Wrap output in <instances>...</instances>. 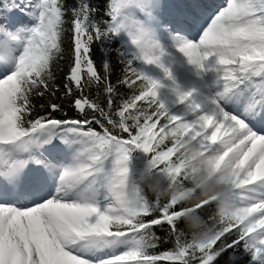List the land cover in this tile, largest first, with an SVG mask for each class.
Instances as JSON below:
<instances>
[{"label": "snow or ice", "instance_id": "1", "mask_svg": "<svg viewBox=\"0 0 264 264\" xmlns=\"http://www.w3.org/2000/svg\"><path fill=\"white\" fill-rule=\"evenodd\" d=\"M146 2L150 11L160 7L159 0ZM123 7L115 0L110 3L106 12L110 19L102 26L90 19L96 9L85 0H79L71 11L65 0H39L38 4L4 0L0 5V34L20 22L19 13L35 10L38 20L14 70L0 79V264H91L75 254L74 246H111L129 237L127 251L100 264H216L227 249L238 246L254 264H264V199L240 195L254 185H264V135L219 108V101L246 81L264 82V0H228L197 41L182 39L175 28V35L168 33L179 41L178 51L187 62L198 73L214 71L221 86L214 101L218 115H196L201 106L191 103L193 93L179 94V103H190L192 120L172 115L158 100L160 83L134 67V60H140L162 68L171 78L161 62L166 53L153 30L154 25L164 30L168 26H161L154 15L147 26L125 24L119 19ZM69 30L72 65L61 89L55 84L54 69L64 59L63 43ZM122 31L138 56L127 58L116 50L124 64L118 83L132 93L117 104L119 88L111 82L110 66L105 61L103 72L98 71L92 54L94 44L110 42ZM7 72L4 68L0 74ZM93 86H103V104L85 94ZM57 93L61 99L70 97L68 103L79 115L56 118L53 114L62 113L63 105L55 102H49L47 112L44 104L37 111L35 97H56ZM239 100L247 105L251 119L264 120V97ZM45 133L49 141L65 139L70 133L89 145L87 160L64 168L57 178L56 195L47 199V174L55 168L51 161L17 163L10 155L37 145ZM137 151L149 157L151 171L168 180L152 204L130 186L129 164ZM109 161L111 168L106 171ZM29 162L40 167L26 173ZM89 180H102L106 186V206L66 199L67 192ZM32 192L31 206L10 203L12 197ZM213 202L216 214L205 221L198 210ZM156 211L159 216H153ZM181 221L194 229L191 239L178 229ZM165 225L174 247L150 252L161 240L153 229ZM239 259L233 254L227 264H239Z\"/></svg>", "mask_w": 264, "mask_h": 264}, {"label": "bare ground", "instance_id": "2", "mask_svg": "<svg viewBox=\"0 0 264 264\" xmlns=\"http://www.w3.org/2000/svg\"><path fill=\"white\" fill-rule=\"evenodd\" d=\"M32 2L33 4L39 3L38 0H32ZM159 2L160 7L154 11L149 10L146 0H130L125 8V10L132 13L138 12L140 16H137V18L145 26H147L148 18L153 15L157 17L161 26H168L167 30H164L163 27L154 25L153 30L156 32L157 38L166 53L161 62L164 65V68L168 69L171 78L165 74L162 68L155 65L149 66L150 71L157 76L159 81L170 89L172 96L178 101V106L180 108L179 114H183L185 107H190V103L188 102L179 103V94L192 92L191 103L199 104L201 106L200 112L196 113V115H218L219 109L214 103L218 98V93L221 91L217 74L214 71L198 73L197 70L187 62V59L182 53L178 51L177 45L179 44V41H173L168 34L169 32H172V34L175 35L176 32L173 30L175 28L179 31V35L182 39L193 42L199 40L203 31L210 24L208 19L211 16L210 13L216 6V1L159 0ZM35 15V10L29 14L19 13L20 22L8 29L6 34H0V71L4 68L10 69L15 64L17 54L23 46V40L18 28L25 22L30 23L33 20L35 21ZM17 25L19 26L16 27ZM250 96L260 99L261 97H264V91L252 94L247 92L243 83L235 89L232 94L219 101V108L223 109L226 113L245 120L252 131L264 135V120L251 119L246 111L247 105L239 100L241 97L248 98ZM194 118L195 117H192L191 120ZM87 157L88 156L83 153L79 145H74L58 150L52 147L49 149L46 148V150L41 153L31 151L26 154L18 153L13 159H17L15 160L17 163L34 160L43 161L45 158L48 161H51L55 168L53 173L47 174L44 187V198L47 199L56 195L58 186L57 178L60 172L66 167H72L76 164L84 163L87 160ZM38 167H40V165H37L34 162H29L25 172H34ZM34 195L35 192H32L31 194L26 193L20 197H12L10 203L17 207L31 206ZM243 195L253 200L264 199V185H254L251 191H245L243 192ZM108 196L109 193L102 180H98L96 183L89 180L67 192L66 199L69 202H79L81 200H87L89 202L94 201L98 206L104 207L108 204V200L106 199ZM128 248V241L111 246L104 244L79 243L74 246L73 251L78 256H81L90 262L97 261L96 264H100V261L107 259V255H117L121 252H125Z\"/></svg>", "mask_w": 264, "mask_h": 264}, {"label": "trees", "instance_id": "3", "mask_svg": "<svg viewBox=\"0 0 264 264\" xmlns=\"http://www.w3.org/2000/svg\"><path fill=\"white\" fill-rule=\"evenodd\" d=\"M118 0H115L117 2ZM4 0H0V5H2ZM114 2V0H85V3L89 6V8H95L96 11L91 14L90 19L96 25H102L103 21H108L110 17L106 15L108 11L110 3ZM79 3V0H65V7L71 11L73 7H76ZM70 15V13H69ZM70 22V21H69ZM103 26V25H102ZM68 26L66 25V28ZM71 32L70 30L65 33V39L63 43L64 51V59L59 61L58 67L54 69L55 73V84L59 85L62 89L64 76L67 73L68 69L72 65V53H71ZM101 48L110 49V51H101ZM119 49L124 53V56L127 58H133L134 56L131 52H129L128 46L121 39L120 35L116 38L112 39L110 42L106 43H97L93 45V54L92 58L96 64L97 70L103 72L105 61L108 62V65L111 69L110 79L113 85H116L119 88V95L116 97L117 104L122 102L123 99L129 97L132 93L131 90L126 88L125 86L119 85L118 80L121 77V73L124 69V64L120 62V58L117 55L116 50ZM145 64L140 60H134V67L138 72H141L145 75L146 68ZM160 87L158 90V100L165 104L166 108L169 112L174 115L170 111V106L173 104L169 99L168 94ZM85 94L88 95L92 99H99L103 104L105 102L106 93L103 90V86H93L91 89H86ZM69 98L61 99L60 93H57L56 97H50L48 94H45L44 97H35L33 99V103L37 106V111H42L39 106L41 104L45 105L44 111L47 112V105L49 102L60 103L63 105V112L59 114H53L56 118H62L64 114L66 118L72 119L79 115V113L75 112L71 109V105L68 103ZM143 103V102H138ZM163 122V121H161ZM159 125L157 126L158 130ZM48 135L47 133L42 134ZM126 135V134H125ZM59 140V139H58ZM83 141L78 136H73L72 134H66L65 139H61V141ZM86 143V142H85ZM168 144V141H165V145ZM87 147L89 145L86 143ZM161 147H164L162 145ZM130 176L129 182L131 187H135L139 190L140 194L147 200L149 204H152L156 201L158 196V191H164L168 186V180L166 176L156 171H151L149 166V157L146 156L143 152L137 151L134 152L131 156L130 164ZM201 194V193H200ZM161 202L165 200L164 196H159ZM217 205L213 202L209 205H206L203 209H199L198 213L201 218L205 221H209L211 216L216 214ZM159 211L153 213V216H159ZM147 219V218H146ZM178 229L184 233V235L191 239L194 229L190 228L186 222H178ZM153 231L157 236L161 238L159 246L156 249H149L150 252L162 253L168 251L174 247L173 238L169 237L167 234V226L154 228ZM233 237L229 238L228 242H231ZM235 254L238 256L239 264H254L251 260V257L244 251L242 246H238L237 248H229L226 252H224L217 260L216 264H227L229 257Z\"/></svg>", "mask_w": 264, "mask_h": 264}, {"label": "rangeland", "instance_id": "4", "mask_svg": "<svg viewBox=\"0 0 264 264\" xmlns=\"http://www.w3.org/2000/svg\"><path fill=\"white\" fill-rule=\"evenodd\" d=\"M39 1V0H38ZM222 1L220 5H216L217 9L214 11V13L211 15V17H209L208 21L211 22L212 18L220 11L222 10L224 7H226L227 3H228V0H220ZM130 2V0H118L117 3H122L124 5V7L122 8L121 10V14H120V21L121 22H124L125 24H141L140 20L136 17V15H134V13L130 12V11H127L125 10L127 4ZM36 17V15L34 16V18ZM36 21V22H35ZM33 20L32 22L28 23V22H25L23 23L21 26L17 25L16 27L19 26V33H21V37H22V40H23V46L21 48V50L18 52L17 54V58H16V61L18 59V57L22 54L23 52V47H24V44H25V41L26 39L28 38V36L30 35V30L36 26V24L38 23V20ZM23 32V33H22ZM120 37L121 39L126 43V45L128 46V51L131 52L134 56H138V52L137 50L134 48V46L131 45L130 43V40L126 34L125 31H122L120 33ZM15 61V63H16ZM145 68H146V73L145 75L148 76L149 78L153 79V80H156L160 83L161 87H163V91L165 92V94H168L169 96V99L172 101V105L170 106V111L176 115V116H179V117H182V118H186L188 120H191L192 117H194L192 114H191V108L190 107H185L184 109V112L183 114H179V106H178V101L172 96V93L170 91V89L165 85L163 84L161 81L158 80L157 76H155L154 74H152V72L150 71V68L148 65H144ZM15 68V64L10 68L8 69V72L7 73H3V74H0V79H3L5 77V75H8V74H11V72L14 70ZM244 88L247 90V92H250L252 94H255L257 92H263L264 91V82H260V81H253V80H249V81H246L244 83ZM175 100H174V99ZM176 101V102H175ZM57 138H52L50 141L48 140V137H44V140H39L37 142V145H33L32 147H30L27 151H12L10 152V155L12 156V158L18 154V153H27L29 151L31 152H42V151H45L46 148H56L57 150L58 149H63V148H68V147H71V146H74V145H79L83 151L84 154H86L88 156V148L86 143L85 142H82L79 143V142H62L60 141L59 143H56ZM6 151H9L6 149ZM14 160H17V159H14ZM21 160V159H20ZM111 168V163L110 161L109 162H106V165H105V170L108 171L110 170ZM240 195H243V193H241ZM244 196V195H243ZM130 240H131V237L127 238V241H128V244H129V248L131 247V243H130ZM128 248V249H129ZM127 249V250H128ZM126 250V251H127ZM122 253V252H121ZM120 253V254H121ZM108 257H110L109 255H107ZM107 257V258H108ZM97 261H93L91 262V264H96Z\"/></svg>", "mask_w": 264, "mask_h": 264}, {"label": "clouds", "instance_id": "5", "mask_svg": "<svg viewBox=\"0 0 264 264\" xmlns=\"http://www.w3.org/2000/svg\"><path fill=\"white\" fill-rule=\"evenodd\" d=\"M200 195H201V196H203V195H204V193L202 192Z\"/></svg>", "mask_w": 264, "mask_h": 264}]
</instances>
